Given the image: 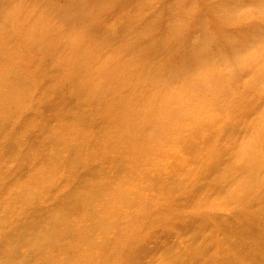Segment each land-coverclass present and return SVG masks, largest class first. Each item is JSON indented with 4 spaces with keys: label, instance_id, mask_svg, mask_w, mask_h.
<instances>
[{
    "label": "rangeland",
    "instance_id": "obj_1",
    "mask_svg": "<svg viewBox=\"0 0 264 264\" xmlns=\"http://www.w3.org/2000/svg\"><path fill=\"white\" fill-rule=\"evenodd\" d=\"M254 141L264 0H0V264H264Z\"/></svg>",
    "mask_w": 264,
    "mask_h": 264
},
{
    "label": "bare ground",
    "instance_id": "obj_2",
    "mask_svg": "<svg viewBox=\"0 0 264 264\" xmlns=\"http://www.w3.org/2000/svg\"><path fill=\"white\" fill-rule=\"evenodd\" d=\"M249 149H250V151H251V154H253V153L255 154L256 151L260 150V151H261V154L264 155V146L260 145L258 142H255V141L252 142V143L250 144ZM254 154H253V155H254ZM251 167H252V165L249 164V165H248V168H251ZM78 205L81 206V205H83V203H79Z\"/></svg>",
    "mask_w": 264,
    "mask_h": 264
}]
</instances>
